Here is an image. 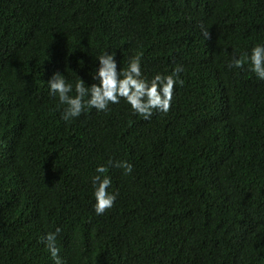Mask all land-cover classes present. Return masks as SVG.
<instances>
[{
	"label": "trees",
	"instance_id": "obj_1",
	"mask_svg": "<svg viewBox=\"0 0 264 264\" xmlns=\"http://www.w3.org/2000/svg\"><path fill=\"white\" fill-rule=\"evenodd\" d=\"M256 44L264 0H0V264H54L56 228L62 264H264V80L229 67ZM105 49L148 79L182 65L169 111L63 121L48 79L90 85Z\"/></svg>",
	"mask_w": 264,
	"mask_h": 264
},
{
	"label": "clouds",
	"instance_id": "obj_2",
	"mask_svg": "<svg viewBox=\"0 0 264 264\" xmlns=\"http://www.w3.org/2000/svg\"><path fill=\"white\" fill-rule=\"evenodd\" d=\"M204 35L207 37L208 32L205 31ZM115 55V51L109 52L105 49L102 54L96 56L99 67L92 73L94 82L90 85L79 76L74 83L68 82L58 71L48 79L49 94L57 97L58 104L64 106L60 114L63 121L69 122L92 108L97 112H107L109 105L119 103L121 98L130 105L133 113L143 119H150L154 111H169L174 86L184 83L179 75L183 66L177 65L170 74L156 73L148 79L142 74L139 55L132 57L128 66L119 70ZM246 62H250V70L260 80H264V44L253 46L250 54L233 55L229 67L242 68ZM109 164L123 169L124 174L131 173L133 168L126 160L114 163L110 160ZM107 171L108 168L104 164L97 165L96 175L92 177L95 198L93 209L96 215H102L116 200L117 194L109 191L112 181L106 175ZM59 232L60 229L56 228L54 232H48L44 236L54 264H62L56 245V235Z\"/></svg>",
	"mask_w": 264,
	"mask_h": 264
}]
</instances>
